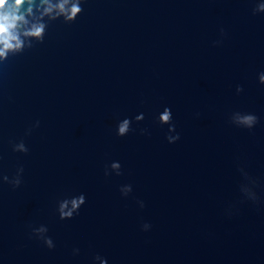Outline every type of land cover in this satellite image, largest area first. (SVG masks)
<instances>
[{"label": "water", "instance_id": "obj_1", "mask_svg": "<svg viewBox=\"0 0 264 264\" xmlns=\"http://www.w3.org/2000/svg\"><path fill=\"white\" fill-rule=\"evenodd\" d=\"M258 2L84 0L74 23L53 22L42 44L0 65V174L24 168L19 188L0 183V264H264ZM165 107L180 135L171 144L156 122ZM233 111L259 122L236 127ZM124 118L135 131L118 137ZM21 139L27 154L12 151ZM113 161L123 174L105 177ZM241 166L257 203L243 199ZM81 193L79 215L60 220L57 201ZM30 224L47 226L53 250Z\"/></svg>", "mask_w": 264, "mask_h": 264}, {"label": "clouds", "instance_id": "obj_2", "mask_svg": "<svg viewBox=\"0 0 264 264\" xmlns=\"http://www.w3.org/2000/svg\"><path fill=\"white\" fill-rule=\"evenodd\" d=\"M84 0H0V65L6 63L11 57L22 55L27 50H31L38 44H42L48 32L49 26L57 21L62 20L64 24H72L77 17L83 12L82 3ZM264 13V2L256 3L252 9V14L256 15ZM221 37L227 34L223 28L220 29ZM221 40L214 42V46L222 43ZM258 82L264 85V72L258 74ZM243 88L237 86V94L241 93ZM199 114L197 113V116ZM137 124L144 120V114L140 113L134 117ZM156 122L163 126H168V134L166 139L168 143H175L180 139L179 133L176 132V125L173 122L172 110L165 107L156 117ZM259 118L250 112L233 111L229 116V123L248 130H252ZM39 121H36L32 128L39 127ZM133 120L124 118L116 124V135L118 137L127 136L130 132L135 131L132 127ZM32 128H29L25 135H30ZM140 133L146 134L147 129H140ZM173 133H175L173 135ZM12 151L27 154L29 148L23 139L19 142L9 141ZM2 159V157H0ZM122 166L118 161H113L105 165V177L115 174L122 175ZM239 171L244 178V182L240 184V192L244 200L257 203L260 197L255 191L257 180L249 175L244 167H239ZM24 168L18 167L15 175L11 178L8 175L0 174V183H6L13 189L19 188L22 184V176ZM133 188L131 184L121 185L119 191L122 197H128ZM86 203V197L83 193L76 196H65L57 201L56 213L60 220H71L79 215L81 207ZM139 207L143 209L145 204L143 201H137ZM229 215L232 214L231 209L228 210ZM151 224L143 223L142 231H149ZM30 229L29 238H35L40 241L47 249L53 250L55 243L51 236L48 235L47 226L41 224L38 227L28 225ZM79 249H73V255H78ZM94 264H107V260L99 255L93 257Z\"/></svg>", "mask_w": 264, "mask_h": 264}]
</instances>
